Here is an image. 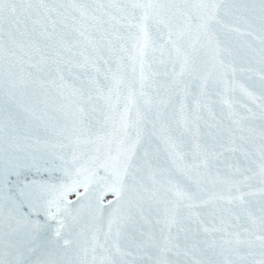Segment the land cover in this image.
<instances>
[{"label":"snow or ice","instance_id":"1","mask_svg":"<svg viewBox=\"0 0 264 264\" xmlns=\"http://www.w3.org/2000/svg\"><path fill=\"white\" fill-rule=\"evenodd\" d=\"M0 264H264V0H0Z\"/></svg>","mask_w":264,"mask_h":264}]
</instances>
